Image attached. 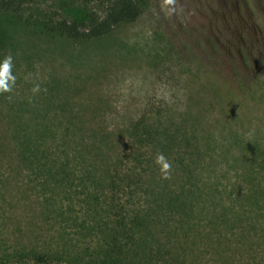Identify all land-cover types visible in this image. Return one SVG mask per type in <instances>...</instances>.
<instances>
[{"label": "rangeland", "instance_id": "1", "mask_svg": "<svg viewBox=\"0 0 264 264\" xmlns=\"http://www.w3.org/2000/svg\"><path fill=\"white\" fill-rule=\"evenodd\" d=\"M2 1L0 257L264 264V0H140L82 41L45 27L107 0Z\"/></svg>", "mask_w": 264, "mask_h": 264}, {"label": "trees", "instance_id": "2", "mask_svg": "<svg viewBox=\"0 0 264 264\" xmlns=\"http://www.w3.org/2000/svg\"><path fill=\"white\" fill-rule=\"evenodd\" d=\"M12 3V0L2 1V5L5 8H9ZM140 3V0H107V3L103 5L101 11H90L86 14L84 19H70L68 17H63L55 21V23L51 27L45 28H48L50 32L58 33V35L62 37L77 41L102 37L109 34L115 27L120 24L136 21L141 8ZM133 135L138 137V140H140V142L146 140L144 134H138L137 131H134ZM134 174L136 173H133L131 175ZM113 177L114 176H112V178ZM133 218L134 222H136L137 225H140L139 223H137V221L141 222L140 216L134 214ZM125 234L128 238L129 243L128 245H123V247L126 248L127 251L134 253V247L131 246V242L135 243L137 242V240L132 235L130 228H128V232H126ZM116 238L117 236L114 237V250L118 248ZM108 255H111L110 251ZM53 257L55 256L53 255V252L49 251V249H44L42 247H21L15 249L14 251H12V253L0 257V264H7V260H9L8 264H26V260H30V258L34 260V263L45 264ZM106 260L104 261L101 258H93L90 262H86L84 264H118L117 261L115 262L113 260ZM180 264H184L183 261L180 262Z\"/></svg>", "mask_w": 264, "mask_h": 264}, {"label": "clouds", "instance_id": "3", "mask_svg": "<svg viewBox=\"0 0 264 264\" xmlns=\"http://www.w3.org/2000/svg\"><path fill=\"white\" fill-rule=\"evenodd\" d=\"M9 61H11V56H7L3 60L4 65L6 66ZM4 75H5V72L0 70V91H8L9 90V89H6L5 87H3ZM33 91H36V89L34 88ZM163 161H164V157L162 155L157 156V163H162ZM163 168L166 170L168 168V164L163 163Z\"/></svg>", "mask_w": 264, "mask_h": 264}]
</instances>
